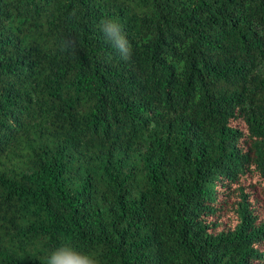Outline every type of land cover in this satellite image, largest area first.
I'll list each match as a JSON object with an SVG mask.
<instances>
[{"label": "trees", "instance_id": "obj_1", "mask_svg": "<svg viewBox=\"0 0 264 264\" xmlns=\"http://www.w3.org/2000/svg\"><path fill=\"white\" fill-rule=\"evenodd\" d=\"M252 193L264 0H0V264H264Z\"/></svg>", "mask_w": 264, "mask_h": 264}, {"label": "clouds", "instance_id": "obj_2", "mask_svg": "<svg viewBox=\"0 0 264 264\" xmlns=\"http://www.w3.org/2000/svg\"><path fill=\"white\" fill-rule=\"evenodd\" d=\"M98 28L105 42L119 54L123 60L131 57L132 49L120 24L111 19L99 22ZM65 48H75L74 43L65 41ZM45 264H98L97 259L85 252L79 251L69 243H64L50 251Z\"/></svg>", "mask_w": 264, "mask_h": 264}, {"label": "rangeland", "instance_id": "obj_3", "mask_svg": "<svg viewBox=\"0 0 264 264\" xmlns=\"http://www.w3.org/2000/svg\"><path fill=\"white\" fill-rule=\"evenodd\" d=\"M252 191H255V190H252ZM256 194H257V192H256ZM251 195H252V197L250 198V201H251V203H254V209H255L256 213L258 215H263L264 207H262L263 204L261 203V198H258L254 193H252ZM254 195H255V197H254ZM228 196H229V198H227V199L229 202L234 200V196H232V194H230ZM233 215L234 214L231 210H227L226 208H224L222 210V216H220L219 219L221 218V220L224 223H228L231 220L230 217H233Z\"/></svg>", "mask_w": 264, "mask_h": 264}]
</instances>
